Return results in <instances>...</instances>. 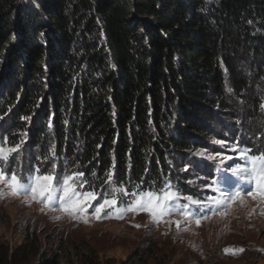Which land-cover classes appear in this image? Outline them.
I'll list each match as a JSON object with an SVG mask.
<instances>
[{"label": "trees", "instance_id": "obj_1", "mask_svg": "<svg viewBox=\"0 0 264 264\" xmlns=\"http://www.w3.org/2000/svg\"><path fill=\"white\" fill-rule=\"evenodd\" d=\"M242 55L259 82L264 0H0V66L13 80L0 113L16 108V131L42 115L36 142L52 118L58 147L95 184L114 170L131 189L159 191L166 161L229 108L226 82L243 98ZM243 99L255 113L258 98ZM119 264L148 262L134 251Z\"/></svg>", "mask_w": 264, "mask_h": 264}, {"label": "rangeland", "instance_id": "obj_2", "mask_svg": "<svg viewBox=\"0 0 264 264\" xmlns=\"http://www.w3.org/2000/svg\"><path fill=\"white\" fill-rule=\"evenodd\" d=\"M39 1L21 0V4L32 7ZM242 57H239L241 63L234 65L249 80L242 95L243 98L257 97L258 108L255 113L251 112L248 101L232 95L226 82V92L230 96L225 102L229 108L220 113L219 121L213 123L209 137H204L184 155L166 161L169 169L162 177L159 191H153L160 193L167 190L166 185H171L178 192L179 200L172 202L170 213L159 221L151 220L143 211H126L122 218H116L119 209L127 207L135 198L131 193L148 190L131 189L116 179L114 170H110L114 180L129 195L122 197L117 206L105 209L100 219L93 215L94 207H88L87 223L58 211L57 197L62 194L59 190L53 193L52 205L46 207L37 201L25 203L24 195L13 196L6 190L5 180H0V190H4L0 195L2 263H36L41 256L55 254L61 264H119L137 251L146 256L148 264H264V205L246 194L254 187L251 178L241 179L232 171L247 166L241 150L251 149L252 155L264 153V78L258 82L256 65L246 64ZM1 62L5 63L4 60ZM223 72L227 76L225 68ZM8 73L6 64L1 65L0 112L5 106L6 92L13 87ZM15 109L10 107V112L0 113V141L7 137L8 146L24 141L8 161H0V169L5 170L7 177L14 172L21 183H27L30 176L53 175L59 176L62 182L65 175L83 172V179L88 183L82 190H94L98 194L92 205L102 202L100 194L106 193L107 198H112L110 188L115 184L98 185L90 181L82 167L58 147L52 118L46 120L45 133L36 142L32 129L42 120V115L34 123L26 122V131H16L13 123L16 113L12 112ZM215 141H223L224 145ZM201 151L204 156L196 155ZM210 155L217 158L208 159ZM225 156L229 159H223ZM53 184L56 186L55 180ZM237 190L244 203L229 204L225 200L226 194ZM185 197L205 203L203 206L192 204ZM210 197L222 203L213 204L209 202ZM184 204L189 205L188 209L182 207ZM57 216L59 219L55 218ZM197 219H200L199 225ZM235 249L243 251L233 254L231 250Z\"/></svg>", "mask_w": 264, "mask_h": 264}, {"label": "snow or ice", "instance_id": "obj_3", "mask_svg": "<svg viewBox=\"0 0 264 264\" xmlns=\"http://www.w3.org/2000/svg\"><path fill=\"white\" fill-rule=\"evenodd\" d=\"M264 107V105H262ZM23 140L20 143L15 144L14 146H8V138L5 137L3 141H0V161H8L13 153H16L20 150ZM215 143L224 145L223 141H215ZM233 151H235V146H233ZM251 149L241 150V155L246 159L247 166L237 167L232 169L235 175L239 176L241 179L251 178L253 181L254 187L251 191H247V196L253 200H258L264 205V153L258 155H252ZM196 155L204 156V152H197ZM219 154H217L218 156ZM208 159H215L217 157L208 156ZM223 159H229L225 156ZM39 172V169H37ZM244 174V175H242ZM95 175V173H93ZM83 172H73L72 175H65L62 182L60 177L53 175H35L34 177L30 176L27 183H21V180L13 172L10 177H7L4 169H0V180H5L6 190L10 191L13 196L24 195L25 203L31 201H37L44 204L46 207L52 205L54 199V191L59 190L62 192L57 197L58 211L61 214H67L70 218L74 220H80L87 223V217L85 215L88 207H94L93 215L95 218H102V213L105 209L112 208L118 205V202H121V198L129 195L124 189H122L118 183L114 180L113 173L109 171L106 173L105 184L111 186L115 184V187H111L110 191L112 193V198H107V194H100L102 202L97 201L95 205H92V201L97 200V193L93 191H83L84 185L88 182L83 179ZM56 181V186H54L53 181ZM77 181L79 183L77 184ZM215 183V181L213 182ZM211 187V185H206ZM167 190H161L160 193L153 191L131 193L133 200L127 207L120 208L117 212L116 218H122V213L126 211H143L147 212L153 221H159L166 214L170 213L172 210V202L179 200L178 192L172 189L171 185L165 186ZM4 190H0V195L3 194ZM192 204H198L203 206L205 202L193 200L191 197H185ZM225 200L231 204L235 201H240L241 204L244 203L242 194L239 190L235 193L226 194ZM209 202L213 204H221L222 201L216 199L215 197H210ZM184 209H188L189 205L184 204L182 206ZM43 210V209H42ZM57 210V209H54ZM184 215L187 216L188 212L185 211ZM59 219V216L55 217ZM206 218V217H205ZM179 224V221H177ZM196 224H200V219L196 220ZM139 227V225H135ZM225 251H230L225 249ZM233 254L236 252L243 251V249L231 250Z\"/></svg>", "mask_w": 264, "mask_h": 264}]
</instances>
